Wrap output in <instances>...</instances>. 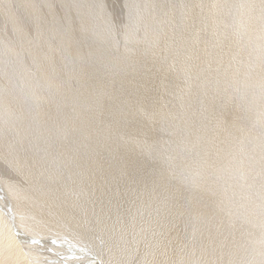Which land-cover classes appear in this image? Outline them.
<instances>
[{"label":"bare ground","instance_id":"1","mask_svg":"<svg viewBox=\"0 0 264 264\" xmlns=\"http://www.w3.org/2000/svg\"><path fill=\"white\" fill-rule=\"evenodd\" d=\"M0 264H264V0H0Z\"/></svg>","mask_w":264,"mask_h":264}]
</instances>
